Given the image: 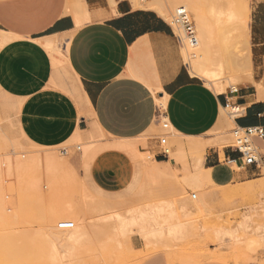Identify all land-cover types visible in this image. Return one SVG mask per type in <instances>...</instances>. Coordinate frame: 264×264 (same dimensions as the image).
<instances>
[{"label":"rangeland","instance_id":"obj_1","mask_svg":"<svg viewBox=\"0 0 264 264\" xmlns=\"http://www.w3.org/2000/svg\"><path fill=\"white\" fill-rule=\"evenodd\" d=\"M105 1L114 5V2ZM160 1L166 3L165 19L172 24V16L177 11L173 0H141V3L150 8L148 4ZM199 3L209 31L200 33L191 18L192 13L186 9L195 40L200 43L192 53L187 54L189 47L182 46L183 42L184 45L191 42H186L183 29L172 24L182 43L181 55L187 70L189 60L194 65L200 60L198 55H208L211 61L207 63V74L216 78L213 82L216 86H211L215 92L252 81L259 69L253 28L258 29L264 39V0H199ZM243 6L250 11L248 42L237 19ZM183 47L186 53L182 51ZM58 67L63 88L80 103L74 80L62 60ZM219 126L204 136L188 139L155 122L143 134L130 139L133 154L117 148H110L115 151L103 149L104 143L119 140L91 130H76L61 142L42 144L18 135L11 120L5 123L0 119V232L21 229L31 236L47 237L44 225L54 224L58 229L57 222L72 220L71 214H60L61 208L72 206L86 223V238L81 239L84 244H78V241L73 243L77 248L73 245L64 248L40 237L41 242L47 243L35 242V247L27 246L23 258L26 264L33 261V264H137L148 249L156 250V246L167 252L170 264L213 260L222 264H264V231L257 228L259 224L264 225V195L258 192L264 188V169L244 182L233 180L219 185L212 179L201 183L193 180L196 146L202 150L204 158L205 148H222L234 143L233 126L228 123ZM161 138H165L164 144L159 142ZM177 145H183V150H177ZM164 149L168 152L163 155ZM150 160L163 161L167 165L158 166L160 174H148L145 168L150 169L147 166ZM100 167L108 170L97 172ZM233 170L239 171L234 165ZM132 217H137L134 223L130 221ZM143 222H148L150 226L146 225L151 232L155 231V234L150 233V238L147 237L150 234L140 231ZM178 224H182L181 227ZM169 226H175L176 230L172 228L175 231L171 233ZM49 245H54L52 250ZM37 249L38 256L44 255L42 262L37 260L38 257L33 258L34 255L31 261V257L28 258Z\"/></svg>","mask_w":264,"mask_h":264},{"label":"crops","instance_id":"obj_2","mask_svg":"<svg viewBox=\"0 0 264 264\" xmlns=\"http://www.w3.org/2000/svg\"><path fill=\"white\" fill-rule=\"evenodd\" d=\"M85 1L90 17L76 14L75 0H0V119L11 120L18 135L53 144L76 130H91L127 140L160 117L188 137L204 136L216 123L264 126V39L258 29L253 28V41L259 69L252 81L215 92L189 73L172 24L156 10L133 8L128 0L113 6ZM46 40L56 41L57 50H48ZM60 60L80 103L63 88ZM163 96L160 108L157 99ZM227 104L238 113L231 114ZM251 142L264 160V137ZM202 165L219 185L249 181L262 171L259 164H244L232 145L205 148ZM140 264L170 263L159 250Z\"/></svg>","mask_w":264,"mask_h":264},{"label":"bare ground","instance_id":"obj_3","mask_svg":"<svg viewBox=\"0 0 264 264\" xmlns=\"http://www.w3.org/2000/svg\"><path fill=\"white\" fill-rule=\"evenodd\" d=\"M110 1V3H113V4H115L116 3V1L115 0H109ZM75 2H78V7L79 8H77V4L75 3V5H76V11H78V9L80 10L79 12H77L76 14L77 15H79L78 13H80V15H83L84 17H90V12L91 11H89V9H88V4L86 3V1L85 0H75ZM128 2L129 3H131V6H133V8H136V7H148L147 6V4L146 3H150V2H146L145 4V6H144V4L143 3H141V0H128ZM173 6H177V11L178 10H186V9H188L189 11H190V14L192 13V17L191 18H194V22H195V26L197 27V29L200 31V33H202V34H206L208 31H209V27H208V24H207V21H206V16H205V14H204V12H203V10H202V7H201V5H200V3H199V0H173ZM149 5V7L150 8H155L156 10H158L159 11V13L161 12V15H163L164 16V18H165V16H166V3H163V2H155V3H150V4H148ZM98 8V7H97ZM242 12H241V14H240V12H239V14L237 15V19H238V22H239V26H240V28H241V32H242V35L244 36V38H245V40L248 42L249 40H248V37H249V32H250V30H249V27H248V21H249V19H250V11H249V9L246 7V6H243V8H242ZM187 11V10H186ZM99 14H102V13H99ZM97 15V14H96ZM101 16V15H100ZM78 18V17H77ZM77 21V20H76ZM250 26V25H249ZM198 32V31H197ZM202 34H200V35H202ZM203 37V36H202ZM185 39V38H184ZM183 39V40H184ZM196 39V38H195ZM54 40V39H53ZM53 40H46L45 42H43V45L48 49V50H50V51H56L57 50V43H56V41H53ZM187 40V39H186ZM204 41H206V40H204ZM61 42V47H62V49L64 48L65 50H66V48H67V45H68V42L67 41H65L63 38H62V40L60 41ZM186 42H188V40L186 41ZM189 43V42H188ZM191 43V44H190ZM189 43V45L188 44H185V45H187V46H185L184 45V42H183V45L182 46H184L185 47V49H187L188 47V50H186V52L188 51V53L187 54H189V53H192V51L194 50V49H196V45L199 43H197V41L196 40H194V41H191ZM206 43V42H205ZM182 44V43H181ZM200 44V43H199ZM194 46V47H193ZM184 47L182 48V51H184L185 49H184ZM181 50V48H179V51ZM60 51V50H59ZM191 51V52H190ZM62 52V51H61ZM185 52V51H184ZM185 52V53H186ZM180 54H182V52L180 53ZM187 54H185V55H187ZM54 56V55H53ZM198 57H200V60L199 61H197L196 62V64H194L193 65V63L189 60L188 61V65H189V71H190V73H191V75H193V76H199L200 78H202V79H204L203 81H205V84H206V86H208V87H211V86H213V85H215L216 86V84H214L213 82H215V80H216V78L215 79H213V78H211L212 76H210V75H208L207 74V68H209L208 67V64L207 63H209L210 61H211V58H210V56H208V55H205V56H202V55H198ZM157 103H158V106L160 107V108H162L163 106H164V104H165V97L163 96V98H160V99H157ZM221 118V117H220ZM232 119V118H231ZM227 121V120H226ZM217 124V126H218V124L219 123H216ZM216 126V127H217ZM223 126V125H222ZM170 130L171 131H174V130H172V127H170ZM175 132V131H174ZM176 133V132H175ZM174 133V134H175ZM173 134V135H174ZM178 134V133H177ZM179 135V134H178ZM177 135V136H178ZM181 135V134H180ZM182 136V135H181ZM185 137H187L188 138V136H185ZM193 139L192 137H189L188 139ZM109 140V139H108ZM115 140V139H114ZM113 140V142H115ZM171 141V140H170ZM170 141H169V143H170ZM173 141H175V139L173 140ZM172 141V142H173ZM105 142V141H104ZM172 142L170 143V144H172ZM174 143V142H173ZM179 143H180V141H179ZM197 143V142H196ZM194 144H195V142H194ZM199 144V143H198ZM186 145V144H185ZM192 145V144H191ZM190 146V145H189ZM194 146V145H193ZM184 146L183 145H177V150L178 149H181V150H183L182 148H183ZM186 147H187V145H186ZM192 147V146H191ZM102 148L103 149H109L110 150V148H113V149H115V148H117L118 150H120V151H124V152H128V153H133V151H134V147H133V145H132V143L130 142V139H127V140H119L118 142H115V143H110V142H106V143H104L103 145H102ZM190 148V147H189ZM181 150H179V151H181ZM196 150H197V152L196 151H194L195 152V154H196V156L194 157L195 158V162H196V165H195V167L196 168H194L195 169V173H194V175H193V180H194V182H196V183H201V181L202 180H209V179H211V176H210V173H209V169H207V168H204V167H202V160H203V155H202V150L201 149H198V146H196ZM85 152V151H84ZM193 153V152H192ZM85 154H87V153H83L82 155H85ZM134 154V153H133ZM195 162H192V163H195ZM165 164L166 162H163V161H157V160H154V161H152V160H150V163H148L149 165H147V166H150V169H149V167L148 168H145L146 170H147V172H149L148 174H158L159 172H160V170H158V166L159 165H161V164ZM166 165H167V163H166ZM157 167V168H156ZM192 168V167H191ZM161 169V168H160ZM204 170L205 172H203L202 170ZM145 170V171H146ZM149 170H151V171H149ZM163 173V172H162ZM146 174V173H145ZM160 174V173H159ZM165 174V173H164ZM83 186V185H82ZM84 187V186H83ZM259 188V187H258ZM83 189H85V188H83ZM82 189V190H83ZM86 190V189H85ZM85 192H87V191H85ZM258 192L259 193H262V195H264V188H261V189H259L258 190ZM181 194V193H180ZM192 195H194L195 196V194H191V196ZM261 195V194H260ZM93 197V196H92ZM196 197V196H195ZM97 205V204H96ZM102 205H103V203H102ZM106 205V204H105ZM103 207H105V206H103ZM173 211V210H172ZM60 214H62L63 216L65 215V214H71V218H72V220H67V221H71L72 222V227H70V228H56L55 226H54V224H45L44 225V227H43V229H44V231L45 232H47V237L46 236H44L43 235V237H41V235H39L38 234V236H36V235H28V233L27 232H24V231H22L21 232V229L18 231V232H15L16 230H12V231H10V232H5V233H3V232H0V264H26L27 263V261H25L24 262V260H23V258H24V255H26V253L24 254V251L26 250L25 248L27 247V246H30L31 244H32V246H34L35 245V242H39V244H41L42 242H46L47 240L50 242V243H53L54 244V241L56 242V244H58V245H61V247H66L67 245L68 246H70V245H73L74 246V244L73 243H76V242H78L79 241V243L78 244H84V242H82V240L84 239V237L86 236V229H85V227H86V223H85V221H83L85 224L83 225V222H82V220L80 219L81 217H79L77 214H76V211H75V209L71 206H68V207H63V208H61L60 209ZM174 212V211H173ZM137 218V217H136ZM136 218L135 217H132V218H130L131 220V222H135L136 221ZM84 220V219H83ZM142 222V221H141ZM58 223L59 222H57V227H58ZM137 224H138V221L136 222ZM140 223V222H139ZM144 223V222H143ZM141 223L140 225H141V228H140V231L143 233V234H146V235H148V234H150V233H154L155 234V231H153L152 229V232L149 230V228L150 227H148V226H150V225H148V222H146V223ZM181 223V222H180ZM132 224V223H131ZM148 226H147V225ZM172 224V223H171ZM176 223H174V224H172V225H175ZM105 225V224H104ZM139 225V226H140ZM145 225L148 227V228H146L145 227ZM170 225V224H169ZM177 225V224H176ZM180 227H181V225L182 224H178ZM244 225V224H243ZM178 226V227H179ZM170 228H171V233H172V231L174 232L176 229L174 228L175 226H169ZM178 227H176L177 229H178ZM244 227V226H243ZM170 228H168V229H170ZM172 228L173 229H175V230H172ZM257 228H261V229H263V231H264V225H258V227ZM89 229V228H88ZM170 230H168V232H169ZM88 233V232H87ZM159 233H161L160 231H159ZM89 234V233H88ZM153 234V235H154ZM45 235H46V233H45ZM114 235V234H113ZM37 238H36V237ZM89 236V235H88ZM43 239L44 237L46 238H44L43 240H46V241H43L42 240V242H41V238ZM50 237V238H49ZM108 237V236H107ZM147 237H151V234L149 235V236H147ZM86 238V237H85ZM88 238V237H87ZM108 238H110V237H108ZM149 238H148V240H149ZM82 239V240H81ZM100 239V238H99ZM99 239H97V240H99ZM146 239V238H145ZM108 240V239H107ZM147 240V241H148ZM80 241H81V243H80ZM102 241V240H101ZM106 241V240H105ZM115 241V240H114ZM41 242V243H40ZM104 242V241H103ZM148 242H150L151 243V240L150 241H148ZM47 243V242H46ZM88 243V242H87ZM113 242H111V244H112ZM120 243V242H119ZM150 243H148V244H150ZM34 244V245H33ZM43 244V243H42ZM86 244V243H85ZM110 244V243H109ZM108 244V245H109ZM121 244V243H120ZM38 245V244H37ZM76 245V244H75ZM152 245V244H151ZM150 245V246H151ZM36 246V245H35ZM34 246V247H35ZM38 246H40V245H38ZM42 246H45V245H42ZM50 246V245H49ZM67 246V248H69ZM84 246V245H83ZM82 246V247H83ZM110 246V245H109ZM154 246V245H153ZM53 248L54 247V245L53 246H50V248ZM64 247V248H65ZM74 247H76V246H74ZM82 247H80V248H82ZM152 247V246H151ZM157 247V248H156ZM155 248H156V250L158 249V250H160L159 248L160 247H158V246H156ZM31 248V247H30ZM47 248V247H46ZM49 248V250H52V248L50 249ZM77 248V247H76ZM79 248V247H78ZM41 249V248H40ZM42 249H44V248H42ZM55 249H56V247H55ZM63 249V248H62ZM71 249H72V247H71ZM115 249V248H114ZM152 249L154 250V251H156L153 247H152ZM149 250L148 249V251L145 253V255L143 256V257H141V259L138 261V263L137 264H139L140 262H141V260H143L144 258H146V257H148L149 255H151V254H153V250ZM27 250H29V249H27ZM30 250H32V251H34L33 249H30ZM29 250V251H30ZM69 250V249H68ZM118 250V249H117ZM123 250V249H122ZM121 250V251H122ZM39 251H42V250H39ZM44 251V250H43ZM42 251V252H43ZM47 251V250H46ZM109 251H113V250H109ZM37 252V253H36ZM36 252L34 253V252H32V254H30V255H28V258L29 257H31L29 260L31 261V259H32V255H34V257L33 258H35L36 259V257H38L37 258V260H39V261H41L42 262V257L41 256H44V255H40V256H38V249L36 250ZM63 252V251H62ZM67 252V251H66ZM76 252V251H75ZM149 252V253H148ZM151 252V253H150ZM34 253V254H33ZM41 253V252H40ZM57 253H58V251H57ZM65 253V252H64ZM71 253H73V250H71ZM107 253H110V252H107ZM42 254H44V253H42ZM48 254L50 255V253L48 252ZM54 254V253H53ZM59 254V253H58ZM66 254V253H65ZM69 254V253H68ZM54 256V255H53ZM66 256V255H65ZM68 256V255H67ZM75 256V255H74ZM25 257H27V256H25ZM55 257V256H54ZM118 257V256H117ZM41 258V259H40ZM58 258H60V257H58ZM63 258H65L64 256H63ZM68 258V257H67ZM73 258V257H72ZM25 259V258H24ZM27 259V258H26ZM28 260V262H30ZM67 261H68V259H66ZM65 260V261H66ZM54 261V260H53ZM70 261V260H69ZM35 262H36V260H35ZM51 262V261H50ZM32 263V262H31ZM33 263H34V261H33ZM32 263V264H33ZM66 263V262H65ZM65 263H63V264H65ZM67 263H69V262H67ZM30 264V263H29ZM35 264H37V263H35ZM48 264V263H47ZM51 264V263H50ZM55 264V263H54Z\"/></svg>","mask_w":264,"mask_h":264},{"label":"built area","instance_id":"obj_4","mask_svg":"<svg viewBox=\"0 0 264 264\" xmlns=\"http://www.w3.org/2000/svg\"><path fill=\"white\" fill-rule=\"evenodd\" d=\"M173 17V22L176 26H180L184 33L185 37L190 41L195 40V34L194 29L192 25V21L184 9L175 11ZM228 110L231 114L238 113V110L234 109L233 107L226 105ZM158 123H160L161 127L163 129L170 128V125L168 121L160 117L158 120ZM231 134L234 138V143L232 144V147L239 153V158L244 164H259L262 169H264V160H262L259 156V152L256 146H254L251 142V138L253 136H257L260 138L264 137V126H248V127H239L234 126L231 130ZM161 144L165 143V138H161L159 141ZM168 152L167 149H164L163 155ZM192 197H195L192 195ZM72 227V222L67 220L59 221L58 228H70Z\"/></svg>","mask_w":264,"mask_h":264}]
</instances>
